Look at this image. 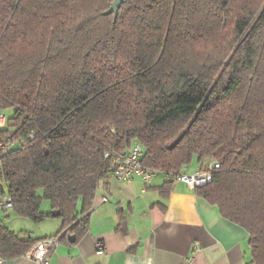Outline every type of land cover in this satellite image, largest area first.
I'll list each match as a JSON object with an SVG mask.
<instances>
[{"label": "trees", "instance_id": "trees-1", "mask_svg": "<svg viewBox=\"0 0 264 264\" xmlns=\"http://www.w3.org/2000/svg\"><path fill=\"white\" fill-rule=\"evenodd\" d=\"M114 1L0 0V111L28 140L2 164L13 212L41 223L47 200L79 236L107 154L140 144L169 177L165 197L185 168L217 160L194 191L264 264V0H120L108 13ZM40 240L0 221L7 261Z\"/></svg>", "mask_w": 264, "mask_h": 264}, {"label": "crops", "instance_id": "crops-1", "mask_svg": "<svg viewBox=\"0 0 264 264\" xmlns=\"http://www.w3.org/2000/svg\"><path fill=\"white\" fill-rule=\"evenodd\" d=\"M190 168L184 172L193 173L199 165ZM168 180L160 173L148 187L140 178L124 183L113 174L101 181L87 213V230L71 233L75 241L63 237L49 264H256L244 228L181 181L175 180L170 194L162 196L158 188ZM40 224L46 225L45 234L33 238L27 232L21 238L42 240L63 228L55 216ZM6 264L33 262L20 257Z\"/></svg>", "mask_w": 264, "mask_h": 264}, {"label": "built area", "instance_id": "built-area-1", "mask_svg": "<svg viewBox=\"0 0 264 264\" xmlns=\"http://www.w3.org/2000/svg\"><path fill=\"white\" fill-rule=\"evenodd\" d=\"M35 137L34 133L29 135L30 139ZM28 140L26 138H18L12 136L8 128V113L0 111V175L2 172V164L13 148L26 147ZM144 149L140 144L132 146L123 152H112L107 154L111 156L114 162L112 174L114 177L124 183H130L136 178H140L145 186H151L154 178L158 175V171L146 167L143 164ZM220 168L217 160L212 161L205 170L198 169L193 173L178 174L174 177L176 181H181L189 188L195 189L207 185L213 180L214 173ZM0 183H4L0 180ZM5 184V183H4ZM14 203L12 197L0 190V214L13 211ZM71 228L63 230L60 234L44 238L38 241L23 256L33 262V264H49L53 252L61 244L62 238L68 235ZM99 252L103 249V244H97ZM8 261L0 255V264H6Z\"/></svg>", "mask_w": 264, "mask_h": 264}, {"label": "rangeland", "instance_id": "rangeland-1", "mask_svg": "<svg viewBox=\"0 0 264 264\" xmlns=\"http://www.w3.org/2000/svg\"><path fill=\"white\" fill-rule=\"evenodd\" d=\"M8 115H11L13 112L11 110H8ZM211 162L207 163L206 166H208ZM197 164L195 161L192 165L190 170L194 168V166ZM187 168H185V171ZM0 190L4 191L5 193H8V187L4 183H0ZM41 211L42 212H52L50 207V203L47 200H43L41 204ZM0 219H2L3 224L9 228L10 230L18 233L20 236H23L27 232H29L33 238H37L43 234H45L46 225L35 223L25 217L18 216L15 212L11 211L8 215L6 213L0 214ZM53 220V219H52ZM54 220H57L54 219Z\"/></svg>", "mask_w": 264, "mask_h": 264}, {"label": "water", "instance_id": "water-1", "mask_svg": "<svg viewBox=\"0 0 264 264\" xmlns=\"http://www.w3.org/2000/svg\"><path fill=\"white\" fill-rule=\"evenodd\" d=\"M121 1L120 0H115L113 5L111 6V8L108 10V13H111V12H115L117 13L118 9H119V5H120ZM52 215L55 216V217H58L60 215V211L59 210H53L52 211ZM68 238L71 240V241H75L76 239V236L73 235V234H69L68 235Z\"/></svg>", "mask_w": 264, "mask_h": 264}]
</instances>
